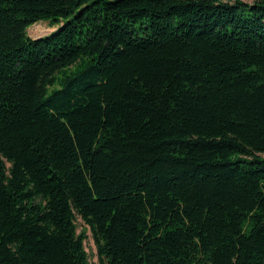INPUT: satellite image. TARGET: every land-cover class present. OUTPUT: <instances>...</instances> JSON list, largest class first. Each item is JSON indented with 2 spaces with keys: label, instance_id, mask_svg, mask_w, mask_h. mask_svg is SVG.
I'll return each instance as SVG.
<instances>
[{
  "label": "trees",
  "instance_id": "1",
  "mask_svg": "<svg viewBox=\"0 0 264 264\" xmlns=\"http://www.w3.org/2000/svg\"><path fill=\"white\" fill-rule=\"evenodd\" d=\"M79 218L101 264H264V0H0V264H91Z\"/></svg>",
  "mask_w": 264,
  "mask_h": 264
},
{
  "label": "rangeland",
  "instance_id": "2",
  "mask_svg": "<svg viewBox=\"0 0 264 264\" xmlns=\"http://www.w3.org/2000/svg\"><path fill=\"white\" fill-rule=\"evenodd\" d=\"M245 1L253 2L254 0H245ZM58 26H59L58 24H52L48 20H41L28 27L27 31L31 37H39L56 30ZM77 224H78L79 232L86 229L88 237L85 241V244H86V249L89 253L91 264H101V261L98 257L97 248L93 238L92 231L90 230L89 227H87V225L84 223V221L81 218L78 219Z\"/></svg>",
  "mask_w": 264,
  "mask_h": 264
}]
</instances>
